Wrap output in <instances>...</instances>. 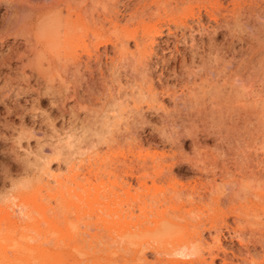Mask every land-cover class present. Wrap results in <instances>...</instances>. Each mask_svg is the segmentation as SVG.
Wrapping results in <instances>:
<instances>
[{"label":"bare ground","instance_id":"6f19581e","mask_svg":"<svg viewBox=\"0 0 264 264\" xmlns=\"http://www.w3.org/2000/svg\"><path fill=\"white\" fill-rule=\"evenodd\" d=\"M248 1L0 0L2 60L57 73L93 135L54 206L24 212L40 264H264V0Z\"/></svg>","mask_w":264,"mask_h":264},{"label":"rangeland","instance_id":"374dc122","mask_svg":"<svg viewBox=\"0 0 264 264\" xmlns=\"http://www.w3.org/2000/svg\"><path fill=\"white\" fill-rule=\"evenodd\" d=\"M248 2L247 8L252 6V2L256 3L254 0ZM4 13L5 6H2L0 36L8 26L3 20ZM11 42L12 38L8 36L4 43H0V264H40L41 258L32 248L37 243L32 237L37 234L27 225L30 219L25 213L31 211L32 215L40 217L35 207L37 195L46 207L54 206L52 192L56 175L66 172L72 150L77 151L74 157L81 156L78 154L80 149L83 153L88 150L89 138H93V135L91 128L86 129L89 125L72 116L70 106L73 103L69 98H62L64 88L60 87L61 78L57 73H39L30 67L23 68L22 61L16 57L2 60V52L8 49ZM17 49L23 51L22 47ZM51 57L43 58L46 66ZM151 115V124L139 128L143 137L153 124L162 127L161 121ZM193 137L188 135L182 141L183 150L189 156L195 155ZM200 137L203 145L209 147L216 142L213 135L207 137L200 133ZM73 144H76L75 147ZM82 144L84 146H80ZM169 149L170 145H167L166 150ZM82 157L86 158V154ZM174 171L178 187L186 184L188 177L194 175L184 159ZM204 178L212 180L213 176L205 173ZM217 180L220 182L219 178ZM103 254L107 257L108 252ZM114 254L111 253L110 257L117 258Z\"/></svg>","mask_w":264,"mask_h":264}]
</instances>
